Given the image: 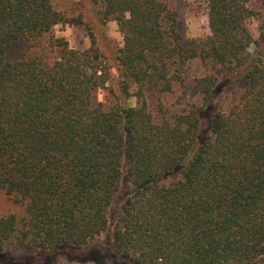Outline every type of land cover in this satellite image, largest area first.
<instances>
[{
  "label": "trees",
  "instance_id": "trees-1",
  "mask_svg": "<svg viewBox=\"0 0 264 264\" xmlns=\"http://www.w3.org/2000/svg\"><path fill=\"white\" fill-rule=\"evenodd\" d=\"M194 1L203 35L185 34L181 0H90L100 37L115 21L123 38L112 56L90 27L85 49L10 59L85 18L0 0V193L19 207L0 212V257L264 264V0Z\"/></svg>",
  "mask_w": 264,
  "mask_h": 264
},
{
  "label": "rangeland",
  "instance_id": "rangeland-1",
  "mask_svg": "<svg viewBox=\"0 0 264 264\" xmlns=\"http://www.w3.org/2000/svg\"><path fill=\"white\" fill-rule=\"evenodd\" d=\"M56 7L59 10L65 11L69 15H77L82 13L85 18V24L83 26L76 25H57L53 31L38 40L35 44L31 45L27 43L24 45H13L6 51L7 58L15 59L24 56V54L36 55L40 54L48 59H55L60 57L61 50L55 45L57 38H65L71 47L85 49L91 45L90 27L95 29V32L99 36L100 43L105 51L112 56L113 50L123 45V38L118 30L117 23L111 21L107 24L104 33L100 37L99 30L101 28L97 25L95 15L92 13V3L90 0H53ZM181 20L184 25V32L188 36L203 35L208 32V18L204 8L198 1L194 0H181L180 2ZM255 50V47H252ZM204 68L199 60H194L191 63L192 74H202ZM222 74V71H218ZM112 82H109L106 87L98 88L95 92L96 99L103 102L106 108H109L114 101V94L111 91V87L117 88L118 72L115 68L111 70ZM226 85L222 86L216 95H218L219 102L227 100L224 105H227L229 100L227 94L231 92L227 89ZM234 89V88H233ZM232 90V89H231ZM229 95V94H228ZM227 98V99H226ZM130 105H137V98L132 96L128 100ZM19 207L8 196L0 193V212L7 213L17 210ZM60 257L58 261H66L65 255H59L58 252H54V255L43 258L42 260L33 258V255L28 256L23 260H12L8 257L1 256L0 261H7L8 264H57L56 257ZM79 256V255H77ZM36 261L38 263H36ZM55 261V262H54ZM92 264V263H91ZM94 264V263H93ZM107 264H111L110 261Z\"/></svg>",
  "mask_w": 264,
  "mask_h": 264
}]
</instances>
